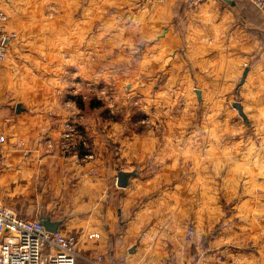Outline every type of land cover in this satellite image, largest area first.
Instances as JSON below:
<instances>
[{
	"label": "crops",
	"instance_id": "0c3cea01",
	"mask_svg": "<svg viewBox=\"0 0 264 264\" xmlns=\"http://www.w3.org/2000/svg\"><path fill=\"white\" fill-rule=\"evenodd\" d=\"M186 1L0 0L6 28L17 33L0 71V132L7 138L0 202L11 209L32 206L38 183L53 182L63 203L76 181L89 231L99 234L97 242L78 247L102 253L108 264H264V18L242 0H204L195 7ZM125 69L145 86L163 71L164 84L174 90L196 87L198 102L227 101L246 126L215 128L220 136H237L215 142L213 158L200 159L198 149L183 154L185 170L174 168L173 152L157 153L165 174L142 180L136 173L118 187L111 168L117 169L121 152L113 156L107 139L124 151L126 129L95 120L79 99L86 104L82 94L92 89L95 72H114L115 84L126 86ZM78 126L95 150L91 159L82 157L85 150L62 147L63 133ZM141 141H131L134 156H152L142 152L152 151V141ZM117 192L123 214L131 215L119 223L121 231L106 218ZM221 198L231 201L227 210ZM189 225L195 232L186 241ZM58 228L77 235L67 221Z\"/></svg>",
	"mask_w": 264,
	"mask_h": 264
},
{
	"label": "rangeland",
	"instance_id": "374dc122",
	"mask_svg": "<svg viewBox=\"0 0 264 264\" xmlns=\"http://www.w3.org/2000/svg\"><path fill=\"white\" fill-rule=\"evenodd\" d=\"M248 7L253 10L250 4H248ZM5 68H7V64L0 65V71ZM96 73L92 81V89H84L82 94L87 97L86 104L79 99V106L81 105L80 108L83 111L92 112L96 116L95 120L99 117L102 121L107 120L110 124L126 129L125 138L127 139V144L123 148L124 151L119 150V144L116 141L107 139V143L111 145L110 149L113 156L116 155L117 150V155L121 152L120 161H116V168L135 171L138 174V179L147 180L157 172L165 174V168L162 169L159 165L160 161L155 159L157 153L167 155L173 152V157L175 156L174 168L177 169L179 167L186 170L188 164L186 162L181 163L183 154H192L197 152L198 149L202 153L200 159L203 158V154H206L205 157L210 159L215 154L213 147L215 142L219 141L220 138L222 142H229L231 138L237 136L235 133L229 134L228 131H224L223 135L220 136L215 134V128L227 130L231 127L246 126L243 119L237 115L229 102L223 101L221 105L217 106L209 102H198L196 99V96H198L196 87L189 86L187 89L177 88L174 90L175 88L164 84L165 73L163 71L159 72L160 76L153 83L148 82L147 86L144 85L146 82L139 83L135 80L133 69H125L120 72L122 76L126 77V81H123V83L127 84L126 86L124 84L121 86L115 84L116 76L112 75L114 72H105V75L99 73L98 76ZM235 95L237 96V94ZM14 98L9 97V100L12 101L9 102L11 106H13L15 101ZM217 109L218 112L216 114L218 116L215 117L214 114ZM97 124L95 122L93 126L96 127ZM167 128H173V131L166 130ZM68 129L74 131V141L72 136L71 142L75 145V150L77 152L85 150L84 154L89 153L94 157V148L88 140H83V130L85 129L82 126H78L77 129ZM139 132L140 134H137ZM134 138H141L142 143L149 138L153 143L152 151L143 150L142 152L143 154L149 153L152 156L147 158L139 157L141 159L135 157L131 142ZM81 142L85 144L82 145L85 149L82 146L79 147ZM170 145H172L171 150L169 149ZM165 147L166 150H162ZM226 153L228 154V150ZM86 158L91 159L90 157ZM111 169L116 175L117 169L115 170L113 167ZM72 181L73 195L68 200H64L63 203L60 191L51 190L55 183L49 182L46 185L38 183L35 191L31 194V197L37 200L38 203H32V206H24L23 208H20V206H9L23 217L36 218L39 213L49 216L52 214V216L57 217L56 219L69 222V229L77 232L79 244L86 245L87 242L92 241L87 238L90 230L87 224L89 218L86 216L85 203L79 202L77 199L79 195L77 193L79 190L78 183L74 180ZM162 185L165 186L166 184L163 183ZM218 194L220 193L218 192ZM148 196L145 195L144 198ZM113 197V211L106 218H112L116 222L117 228H120L119 230L121 231L123 227H120L119 223L124 225L131 215L123 214L124 211L122 212V205L120 204L123 199L122 194L117 192ZM221 202L224 210H227L231 204V201L227 200L226 203L223 198H221ZM118 210L122 213L119 216L117 214ZM101 221L103 222V220ZM73 227L75 228L72 229ZM92 242H97V239Z\"/></svg>",
	"mask_w": 264,
	"mask_h": 264
},
{
	"label": "built area",
	"instance_id": "2783aa9c",
	"mask_svg": "<svg viewBox=\"0 0 264 264\" xmlns=\"http://www.w3.org/2000/svg\"><path fill=\"white\" fill-rule=\"evenodd\" d=\"M203 1L187 0L186 5L195 7ZM242 1L250 3L264 18V0ZM6 20V14L0 7V65L8 59L10 43L17 38L16 32L6 28ZM73 132L68 129L63 133L64 149H76L71 142ZM6 140L5 134L0 132V165L4 160ZM82 157L92 158V155L85 153ZM194 232L193 225L187 226L184 239L190 241ZM98 237L97 232L87 234L92 241ZM78 243L79 238L74 233L60 228L48 230L38 218L22 217L0 202V264H108L102 253H85Z\"/></svg>",
	"mask_w": 264,
	"mask_h": 264
},
{
	"label": "water",
	"instance_id": "95a60500",
	"mask_svg": "<svg viewBox=\"0 0 264 264\" xmlns=\"http://www.w3.org/2000/svg\"><path fill=\"white\" fill-rule=\"evenodd\" d=\"M244 75H245V71L242 74L241 80L243 79ZM234 106L237 108L239 113H242L241 106L238 102H235ZM20 110H21L20 104H17L16 111H20ZM135 174H136L135 171H125V170L117 169L116 185L118 187H125L128 184L129 177ZM39 220L46 229L52 231L57 230L59 225H61L63 222V220L61 219L52 220L49 215H44V214H40Z\"/></svg>",
	"mask_w": 264,
	"mask_h": 264
}]
</instances>
